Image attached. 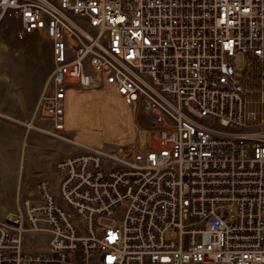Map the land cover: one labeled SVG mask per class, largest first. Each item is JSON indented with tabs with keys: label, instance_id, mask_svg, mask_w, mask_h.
Returning <instances> with one entry per match:
<instances>
[{
	"label": "built area",
	"instance_id": "1",
	"mask_svg": "<svg viewBox=\"0 0 264 264\" xmlns=\"http://www.w3.org/2000/svg\"><path fill=\"white\" fill-rule=\"evenodd\" d=\"M5 19L51 43L55 132L74 91L151 122L18 191L0 264H264V0H0Z\"/></svg>",
	"mask_w": 264,
	"mask_h": 264
},
{
	"label": "rangeland",
	"instance_id": "2",
	"mask_svg": "<svg viewBox=\"0 0 264 264\" xmlns=\"http://www.w3.org/2000/svg\"><path fill=\"white\" fill-rule=\"evenodd\" d=\"M19 27L14 19L0 25V182L20 179V195L26 197L40 178L56 184L55 164L67 155L89 147L115 150L118 145L136 143L151 114L138 105L126 106L105 89L80 91L73 93L67 106L65 130L55 132L37 110L53 66L51 43L38 34L19 38ZM238 60L241 65V57ZM32 119L35 127L28 131L26 124ZM0 203L7 202L1 197ZM14 210L0 207L5 213L0 219Z\"/></svg>",
	"mask_w": 264,
	"mask_h": 264
},
{
	"label": "crops",
	"instance_id": "3",
	"mask_svg": "<svg viewBox=\"0 0 264 264\" xmlns=\"http://www.w3.org/2000/svg\"><path fill=\"white\" fill-rule=\"evenodd\" d=\"M73 93H77V91L76 92L74 91V92L70 93L69 103L72 101ZM28 131H30V130H28ZM16 172H17V170L14 171V174ZM19 182H21V180L18 179L16 181V178H13L11 183L9 181L8 182H5V181L4 182H0V198L2 197L7 202V203H4V204L0 203V207L1 208L5 207V208H8V210L9 209H15L16 195H17L18 191H20V188H21L19 186ZM10 184H11V186H10ZM4 185H6V187ZM1 216H5V213L0 212V217Z\"/></svg>",
	"mask_w": 264,
	"mask_h": 264
},
{
	"label": "bare ground",
	"instance_id": "4",
	"mask_svg": "<svg viewBox=\"0 0 264 264\" xmlns=\"http://www.w3.org/2000/svg\"><path fill=\"white\" fill-rule=\"evenodd\" d=\"M77 92H80V91H77ZM97 92V91H96ZM100 92V91H99ZM110 92V91H109ZM111 93V92H110ZM112 94V93H111ZM114 95V94H113ZM114 96H116V95H114ZM117 97V96H116ZM119 98V97H118ZM120 99V98H119ZM121 100V99H120ZM127 106V105H126ZM66 114H67V111H66ZM30 129H32V128H34L35 126H34V123L32 124V126H28ZM64 140H66V141H69V142H72V143H75V144H78V145H80V143H78V142H76V141H74V140H70V139H64Z\"/></svg>",
	"mask_w": 264,
	"mask_h": 264
}]
</instances>
